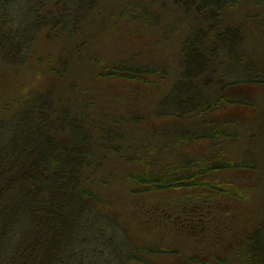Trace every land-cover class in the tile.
<instances>
[{
  "label": "rangeland",
  "instance_id": "1",
  "mask_svg": "<svg viewBox=\"0 0 264 264\" xmlns=\"http://www.w3.org/2000/svg\"><path fill=\"white\" fill-rule=\"evenodd\" d=\"M97 6L84 25V36L70 39L62 34L53 44L37 43L38 62L32 61L2 83L0 117L3 111L7 116L21 112L38 93L50 95L58 116L62 112L80 122L88 135L86 152L90 151L80 158V170L88 177L99 212L87 214L86 220L98 224L100 215L108 218L125 236L127 245L122 248L148 245L158 251L164 247L163 255L151 256L154 264H200V259L212 256L224 259V264L228 257L229 264H244V239L232 235L240 232L251 211L252 216L257 213L256 222L264 220V90L237 86L224 91L225 85L242 79L264 81V0H239L235 7L225 6L216 23L194 16L193 11L184 12L174 0H99ZM211 25L220 31L211 30ZM231 30L237 34L232 43L220 37ZM193 55L201 61V73L189 70ZM96 63L150 69L158 75L148 78L153 84L121 94L125 88L116 82L97 87ZM53 64L64 67L71 85L46 75ZM177 86L178 98L170 100ZM221 94L222 104L215 108ZM20 117L11 122L17 120L14 128L21 129L20 134L32 131V120L24 123L32 115ZM4 131L2 148L9 145L13 129ZM201 134H207L206 138L191 142ZM193 159L223 165L234 159L246 165L218 175L248 188L253 210L229 203L213 210L197 207L193 211L200 213L199 224L188 232L187 227L181 229L185 220H179L188 216L190 208L171 206L158 215L159 208L152 214L154 219L145 210L133 212L179 195V191L134 195L132 191L141 189L134 177L145 169L152 174L180 175L185 173L180 164ZM130 217L133 221H128ZM175 232L186 236L163 246ZM9 234L10 251L4 256L20 244L19 232ZM99 247L106 248L100 243ZM178 250L182 255L175 254ZM80 259L78 255L72 264H80ZM109 260L110 256L100 262Z\"/></svg>",
  "mask_w": 264,
  "mask_h": 264
},
{
  "label": "trees",
  "instance_id": "2",
  "mask_svg": "<svg viewBox=\"0 0 264 264\" xmlns=\"http://www.w3.org/2000/svg\"><path fill=\"white\" fill-rule=\"evenodd\" d=\"M238 1L174 0L184 12L193 11L194 16L212 23H216L215 17L225 6L235 7ZM97 2L99 0H0V86L32 61L38 62L41 48L35 47L37 43L53 44L62 34L70 39L84 36V25L98 8ZM210 29L220 31L218 26L211 25ZM236 36V31L232 30L220 35L230 43L235 41ZM189 58V70L201 73L203 68H199L200 59L195 55ZM96 64L98 70L94 74L97 87L116 82V86L125 88L121 94L132 88H145L153 84L148 78L158 75V72L150 69L141 70L122 64ZM46 75H53L71 85L67 82L64 67L61 69L60 65L53 64L47 69ZM243 80H239V84L233 82L225 85L227 90L224 93L237 86H256L264 90L262 80ZM179 91L180 87L177 86L170 94V100L178 98ZM223 94L222 99L213 104L215 108L222 104ZM46 96L35 93L21 112L7 116L3 111L0 117V140L7 136L5 129H13L9 145L4 148L0 146V264H72L78 255L81 257L80 264H88L87 260L102 264L100 261L108 256L111 257L108 264H154L150 260L151 256L163 255L164 247L158 251L148 245L122 248L123 244L127 245L125 236L115 229L107 217L108 221L100 215L98 224L86 220L89 213L99 214L94 205L95 196L87 185L88 177L81 174L80 170V158L90 153L85 148L89 144L88 135L78 120L70 119L71 116L68 118L62 112L60 116L54 113L51 97L48 94ZM20 114V118L32 115L31 119L24 122L27 124L32 120V131L26 134H20L21 129L14 128ZM65 115L67 119L63 122L61 118L64 119ZM206 136L201 134L196 140L191 139V142L202 141ZM245 167L234 159L224 165L206 159H193L180 164L182 171H185L180 175L152 174L145 169L133 178L140 186V191L135 189L131 193L179 191V195L170 196L165 204L158 203L149 210L142 205L133 212L145 210L154 219L152 214L159 208L158 215L161 211H169L171 206L190 208L188 216L179 220H185L181 229L187 227L188 232L190 227L194 229L199 224L200 213L193 211L197 207H211L213 210L219 204L229 203L244 206L247 208L245 211L253 210L250 209L253 201L250 190L218 175L229 170L240 171ZM201 212L205 215L204 211ZM250 213L247 214L250 215L247 223L232 237L239 241L244 239V264H264V220L256 222L257 213L256 216ZM163 216L158 217L157 221L162 220ZM19 217L23 220H19ZM22 221L27 224L17 225ZM128 221H133V217ZM112 227L114 230L110 231ZM7 228L10 232H6ZM11 232H19L20 244L4 256L3 252L7 254L10 251ZM243 232L247 236L244 237ZM184 236L183 233L175 232L168 243L162 244L167 246ZM99 243L106 248L98 249ZM175 254L182 255V252L178 250ZM187 258L192 260L191 255ZM229 260L228 257L227 264ZM199 263L224 264V259L212 256L209 260L200 259Z\"/></svg>",
  "mask_w": 264,
  "mask_h": 264
}]
</instances>
